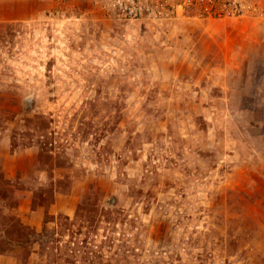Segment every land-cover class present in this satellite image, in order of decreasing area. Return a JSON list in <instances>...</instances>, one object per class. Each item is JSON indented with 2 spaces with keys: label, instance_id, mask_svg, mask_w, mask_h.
<instances>
[{
  "label": "rangeland",
  "instance_id": "rangeland-1",
  "mask_svg": "<svg viewBox=\"0 0 264 264\" xmlns=\"http://www.w3.org/2000/svg\"><path fill=\"white\" fill-rule=\"evenodd\" d=\"M0 264H264V0H0Z\"/></svg>",
  "mask_w": 264,
  "mask_h": 264
},
{
  "label": "crops",
  "instance_id": "crops-1",
  "mask_svg": "<svg viewBox=\"0 0 264 264\" xmlns=\"http://www.w3.org/2000/svg\"><path fill=\"white\" fill-rule=\"evenodd\" d=\"M52 171L46 169L41 172V176L43 181L41 184H51V177ZM57 173V172H56ZM45 178V179H44ZM57 178V177H55ZM54 178V180H55ZM47 182V183H46ZM56 181H53L54 183ZM57 184V183H56ZM56 184L54 185L52 192V201L51 203L46 207L43 208V206L36 205L35 199L31 197V192L25 193L26 197L24 198L23 204L21 206L22 215H37L39 211L41 210H47L48 213L51 214H67V215H73V213L77 210V207L79 205V202L81 200V197L78 192L75 191H69L67 193L60 192L58 190V187H56ZM42 212V211H41Z\"/></svg>",
  "mask_w": 264,
  "mask_h": 264
}]
</instances>
